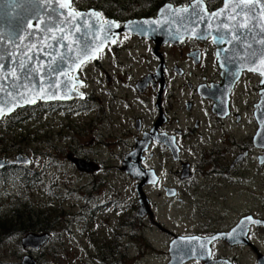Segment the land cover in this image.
<instances>
[{"label":"flooded vegetation","instance_id":"obj_1","mask_svg":"<svg viewBox=\"0 0 264 264\" xmlns=\"http://www.w3.org/2000/svg\"><path fill=\"white\" fill-rule=\"evenodd\" d=\"M94 1H99L96 6L103 21V48L74 78V91L84 97L59 112L53 130L64 138L63 147L53 149L66 148L65 161L58 164L67 163L82 178H122L129 185L113 191L87 188L83 197L73 199L74 217L81 219L85 207L92 216L103 214L108 201H116L113 214H103L109 220L100 222L114 234L103 236L102 230L98 238L106 264H128L131 259L147 264V255L158 264H175V258L189 259L185 264H206V260L208 264H240L242 251L252 256L251 264H259L258 255L264 252L252 235L262 227L250 224L243 244L246 229L238 231L240 236L235 231L243 219L259 222L264 216L243 213L230 224L215 227L225 219L222 212L234 209L236 188L250 190L249 175L259 177V170L264 172V139L259 141L255 116H259L264 84L260 85L259 52L250 51L251 28L243 33L241 18L235 19L241 14L238 9L225 12L227 20H215L216 31L211 35L164 36L135 27L156 19L163 8H186L197 1L208 14H216L225 0ZM105 21L119 27L109 33ZM55 105L52 111L66 107ZM91 115L97 119L91 126L81 123L84 128L65 121L79 122ZM96 143L99 157L86 151ZM78 160L89 167L80 170ZM20 167L24 169L10 166L6 170ZM164 206L181 212L220 210L221 215L202 219L197 231L178 233L158 220L156 212ZM110 219L113 224L107 227ZM47 224L51 239L56 221ZM204 255L208 258L203 259Z\"/></svg>","mask_w":264,"mask_h":264},{"label":"water","instance_id":"obj_2","mask_svg":"<svg viewBox=\"0 0 264 264\" xmlns=\"http://www.w3.org/2000/svg\"><path fill=\"white\" fill-rule=\"evenodd\" d=\"M69 7L68 0H15V3L12 0H0V65H3L0 67V120L19 108L34 106L38 101L69 102L74 98H82L74 91L73 78L70 75H76L82 63L97 56L100 46H103L101 40H96L103 30V22L100 16L80 15L90 11L75 13ZM261 7L260 5L259 74L264 76L261 71L264 62V43H261L264 39V7L262 10ZM228 8L231 9V3L225 7V11ZM192 11L197 13L198 9H192L191 5V9L172 10L169 14L168 8H165L159 11V18L149 20L155 23H147L145 26V23H141L147 31L152 29L164 36L183 28L199 30L206 27L199 18H195L196 15L192 16ZM243 16L241 14L237 19H244ZM213 26V22L208 25ZM53 69H63V72L57 75V71ZM261 112L260 110L259 117ZM262 129L260 128L259 135ZM22 161L29 163L28 160ZM256 222L247 218L241 221L240 228L235 231L240 236L238 231L246 229L241 244L247 240L250 224L264 226V221ZM29 239L27 237L23 240L25 246H29ZM184 247L187 248L188 245ZM200 250L204 251L201 247ZM178 252L179 250L176 256ZM204 258L208 257L204 255ZM258 259L259 264H264L263 255H259ZM188 261L189 259L183 258L175 264H185ZM204 262L208 264L207 260Z\"/></svg>","mask_w":264,"mask_h":264},{"label":"rangeland","instance_id":"obj_3","mask_svg":"<svg viewBox=\"0 0 264 264\" xmlns=\"http://www.w3.org/2000/svg\"><path fill=\"white\" fill-rule=\"evenodd\" d=\"M79 3L90 2L91 0H75ZM261 71L264 74V62L261 65ZM264 80V78H263ZM97 116L91 115L88 118L82 117V121H73L72 119H65L66 123H72L73 126L84 128L81 123L93 125ZM57 118L47 117L39 115L38 119H32L26 123H20L14 133H8L4 139L0 140V157L1 158H12L14 156L28 157L31 160L32 165L29 169H36L40 173H46L45 168H51V174L56 176V183L59 184L61 190L60 195H68L69 190H75L74 194L83 197V191L80 186L83 185V181H89L88 178H83L80 175H76L70 166L67 167H56L59 162L65 161L66 148L63 150L53 149V146L60 145L63 147L64 138H57V130H51L48 127H52ZM20 128H30V136L21 137L18 135L17 130ZM58 129V125L56 126ZM53 133L51 135L50 133ZM50 135L49 140L47 137ZM58 141V143L56 141ZM100 149L99 144L90 145L87 148V152L94 153L95 156L99 157L97 151ZM76 172V171H75ZM250 190L243 188H236V199L234 201V209L229 212H222L221 214L225 219H221L220 223H217L215 227L226 226L230 224V221L234 216H238L243 213L256 214L257 217L261 218L264 216V172L259 170V177L253 174L249 175ZM39 182V181H38ZM15 183L6 187H0V213H3V209L8 210L9 203H16L21 209V216L18 219L20 223L24 225L28 224H39L45 223L43 217L40 216V211L33 209L35 203L32 199L21 190L18 189ZM129 185L128 181L122 178L117 179L109 177L103 180H95V187H109L108 189L121 190ZM109 193V190L106 191ZM125 192V191H124ZM126 194V192H125ZM133 197V195L131 194ZM62 197V196H61ZM156 197V196H155ZM128 195L126 194V199ZM65 204L71 199L70 196L67 198H61ZM30 200L32 209L29 211L27 202ZM46 203V205L44 204ZM42 201V208H54L55 204L53 201L46 199ZM245 204L246 206H243ZM167 206H164V210L160 207L157 213L158 220L167 227H171L178 233H184L189 231H197V226L203 224L200 221L206 219L208 216H219L220 210L210 212H181V211H170ZM28 209V211H27ZM65 213L57 214L55 217L56 228L55 235L50 240L49 249H44L41 253L35 252L32 257L37 260L38 264H106L108 260L102 259L98 249V238L103 235L112 236L113 230H107L104 226L100 225L102 220L108 221L109 218H104L103 214L96 212L91 215L89 208L85 209V215L81 219L75 218L72 214H68L70 208H64ZM30 212V213H29ZM31 214V215H30ZM112 213H109L111 216ZM129 213V215H131ZM215 216V217H216ZM113 221L110 219V223L107 227H110ZM168 227V228H169ZM259 227V230L253 233V241L255 244L260 246L264 252V226ZM21 228V227H20ZM6 238L0 240V264H20L21 259L25 255H29L28 252L23 250L20 245L19 234L13 232L10 228L6 231ZM12 234V235H11ZM14 235V236H13ZM66 237H69L67 242ZM254 238H256L254 240ZM31 243H36V240H32ZM240 264H251L252 256L248 251H242L238 253ZM151 256L147 255L145 260L147 264H158L154 262ZM125 259L122 261L124 262ZM128 264H137L136 260L131 259Z\"/></svg>","mask_w":264,"mask_h":264},{"label":"trees","instance_id":"obj_4","mask_svg":"<svg viewBox=\"0 0 264 264\" xmlns=\"http://www.w3.org/2000/svg\"><path fill=\"white\" fill-rule=\"evenodd\" d=\"M56 107L55 103H47V104H41L40 102L35 105L34 107H25L22 109L17 110L13 115L9 117H5L0 120V140L5 138V135L8 133H14L15 130L18 128L20 123H26L32 120L38 113H43L45 110H52ZM48 108V109H47ZM30 128H20L17 130L21 137L23 136H30L31 134ZM20 218V211L18 209L12 210V216L11 220H16ZM12 230L13 232L22 233V231H25L26 229H23L22 227L18 226L17 224H11L10 226L5 224L4 222L0 221V237H2L0 240L4 239L6 237L5 231ZM33 229V226L27 227V232H30V230Z\"/></svg>","mask_w":264,"mask_h":264},{"label":"snow or ice","instance_id":"obj_5","mask_svg":"<svg viewBox=\"0 0 264 264\" xmlns=\"http://www.w3.org/2000/svg\"><path fill=\"white\" fill-rule=\"evenodd\" d=\"M12 2L15 3V0H12ZM256 4H260L262 7H264V0H255V3L253 2V0H240V2L238 4L234 5L233 10L235 11L236 9H238L239 13H242L244 16H247L249 13H251L253 16H255V5ZM241 5H252V6L251 7H244ZM80 15L82 17L84 15H87L89 17H92V16L99 17L100 13L95 12V11H90L87 14H80ZM143 23H145V24L155 23V21H152V22L145 21ZM105 24L107 25V31L109 33H111V29L113 27H119L118 24H116L115 22H111V21H105ZM241 26H244V25H241ZM135 27L137 30H139L141 32L147 31V29L143 28L140 24H136ZM261 43H264V39L261 40ZM262 55H264V53H262ZM0 67H3V65H0ZM53 71H57V70L53 69ZM61 72H63V69H59V71H57V75H59ZM247 219L251 220V217H248ZM256 223H259V222L257 221Z\"/></svg>","mask_w":264,"mask_h":264},{"label":"bare ground","instance_id":"obj_6","mask_svg":"<svg viewBox=\"0 0 264 264\" xmlns=\"http://www.w3.org/2000/svg\"><path fill=\"white\" fill-rule=\"evenodd\" d=\"M259 6H260V4H259ZM262 8H263V7H261V10H262ZM263 9H264V8H263ZM261 107H262V104H261ZM28 243H30V242L28 241Z\"/></svg>","mask_w":264,"mask_h":264}]
</instances>
